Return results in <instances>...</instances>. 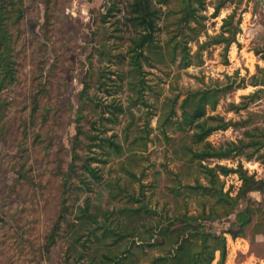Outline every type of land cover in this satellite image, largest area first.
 <instances>
[{
	"label": "rangeland",
	"instance_id": "374dc122",
	"mask_svg": "<svg viewBox=\"0 0 264 264\" xmlns=\"http://www.w3.org/2000/svg\"><path fill=\"white\" fill-rule=\"evenodd\" d=\"M12 1L5 27L16 80L0 90V264H99L104 255L118 262L129 242L140 240L136 236L151 240L153 232L157 241L152 228L158 222L168 224L174 214L196 215L203 197L188 186L210 183L200 161L189 160L190 151L202 145L192 137L194 121L182 122L201 92H211L208 99L216 100L213 107L206 103L204 117L220 119L208 123L225 125L211 131L207 141L214 146L239 138L253 143L244 153L201 163H219L264 180V63L253 53L264 43V0H223L216 16L214 6L221 0H204L186 24L178 20L179 0H153L159 18L153 47L145 49L149 57L142 60L143 82L136 81L128 63L133 33L124 19L125 0H117L110 14H105L106 0ZM232 11L236 16L227 26L223 19ZM233 29L235 41L225 49L220 37L231 36ZM184 44L191 56L186 67L178 62ZM89 69L105 71L102 79L111 94L97 88L94 78L88 94L121 105L115 123L101 119L94 101L80 96ZM185 96L192 101L182 108ZM103 125L122 150L105 162L90 160L96 178L81 168L80 159H72V146L83 155L86 133L97 143L100 135L93 127L101 131ZM88 147L90 155L104 157L97 147ZM72 162L77 165L71 169ZM238 172L219 175L222 192L236 195L242 183ZM263 199L256 190L239 197L237 207L250 203L255 212L243 237L226 233L224 264H264ZM134 207L141 209L131 219L125 212ZM229 219L233 214L210 225L220 232ZM52 228L56 234L45 250ZM169 240L145 246V254L137 253L139 261L129 264H149L171 249Z\"/></svg>",
	"mask_w": 264,
	"mask_h": 264
},
{
	"label": "trees",
	"instance_id": "16d2710c",
	"mask_svg": "<svg viewBox=\"0 0 264 264\" xmlns=\"http://www.w3.org/2000/svg\"><path fill=\"white\" fill-rule=\"evenodd\" d=\"M107 9L105 14H110L114 11L116 7L117 0H106ZM166 1V0H162ZM179 9L182 12V16L179 17L185 24L192 18H196V13L198 8L204 6V0H179ZM126 2V14L124 19L131 27V32L133 35L130 37V46L127 48L129 53L128 63L133 66L135 74L138 76L136 81L143 82L142 74V60L148 59V55L145 53L146 48H151L152 43L154 42V32L157 29V19L159 18V8L154 5L153 0H125ZM13 5V1L10 0L8 3L0 4V90L11 85L12 82L16 80V68L15 60L13 53V45L11 42V35L5 27V18L11 12L10 7ZM225 5L223 0L218 1L214 6L213 16H216L219 9ZM106 15H103L104 19ZM235 12L232 11L227 17L223 19L226 21L227 26H230L231 20L235 17ZM238 24L240 19L236 21ZM229 30V27L227 29ZM231 36H222L220 39L224 40L225 49L228 48L229 44L232 41H235L233 29L232 32H229ZM220 41V40H216ZM179 42L175 40L173 42L172 51L175 52L176 43ZM255 54H258L260 58L264 59V43L253 49ZM98 52L102 51L101 49L97 50ZM181 60H178L179 63H182L183 67L188 66L191 63V56L189 54V48L186 44L183 45L181 50ZM172 57L173 54L171 53ZM264 71V69H261ZM105 71L98 69V71L89 69L86 70L84 77L82 79L83 87L80 91V96L83 98H88L92 100L93 105L97 107V114L101 119L108 121L109 123H115L118 120L117 113L123 112V109L119 103L114 104L113 100L110 99L108 103L100 101V97L97 94L93 93L92 95L88 94V88L92 87L94 83H91L90 80L93 78L96 80L95 85L97 88H103V91L106 94L110 95V89L106 87L104 79ZM132 82L127 79L126 84H131ZM209 96H212L211 92H201L200 95L193 101L194 105L191 112H186V117L182 123L193 122V131L192 137L196 142H202L201 149L198 151H190L191 157L189 160H199V166L207 176V181L209 185L199 183L198 181L189 185L188 188L190 192L198 193L203 200L199 202L200 210L196 215H173L174 221L167 223L158 222L155 227L153 226L152 230L155 231V234H158L157 241H152V234L150 233V239L143 240L142 238L136 236L140 240L134 241L133 239L129 242V245L125 247L124 250L120 252L118 256L119 264H129L133 261L137 263L139 257L137 253L145 254V246L154 247L158 244H164L168 239L171 243L170 250L165 254L154 256L149 264H211L215 258V252H218V258L216 259L215 264H224L226 258V238L225 235L228 233L232 238L243 237L245 227H247L252 222V217L255 212V207H252L250 203L243 207H237L239 202V197L244 196L249 191H259L264 193V180L255 179L253 175H247L245 172H238V169L232 167H226L219 163H216L213 166L209 164L201 163L202 160L212 158V157H229L245 152L248 145L251 143L250 139L239 138L236 141H226L221 143L218 146L212 145L209 141L206 140V137L211 131L217 129H223L225 125L218 123H208V119L218 120L219 117H204L206 103L209 102L210 106L213 107L216 104L215 99H208ZM192 97L185 96L182 101V108L190 101ZM4 103H0L1 107H4ZM103 106H111L110 109H104ZM0 111V122L2 121ZM108 113V116L103 114ZM80 114V113H79ZM77 126H80L78 120H75ZM92 122H90L91 126ZM2 124H0L1 129ZM181 126V122L179 123ZM99 131V142L92 143L90 142V131L86 133V138L83 140V148L85 151L83 155H79L76 149L72 146V159L76 160L77 158L81 160V168L90 173L92 176L98 178L99 176L95 174L94 167L90 165V160H95L97 162H105L107 158H110L111 155L121 153L122 146L118 141L114 140V134L106 135V131L109 130L108 125H103L101 131L96 127L93 129ZM80 132L79 127H77V132L74 138L75 143L79 142L77 135ZM264 136V129H261ZM96 137L98 136L95 134ZM248 135H250L248 133ZM246 135V136H248ZM260 144L263 145L264 139H261ZM73 141V143H74ZM257 142V141H254ZM253 144V143H251ZM258 145L260 147L261 145ZM95 146L103 153L104 157H97L95 155H90L88 153L89 147ZM77 165L76 162L70 164L71 169ZM70 169V170H71ZM231 172H238L239 178L242 180L241 186L239 187L236 195L232 196L227 192H222L221 182L219 175H226ZM64 193L68 190L69 185L65 181ZM210 199L211 201L207 200ZM264 200V199H263ZM249 202V201H248ZM260 207L264 210V205L259 204ZM145 208L146 206H142ZM147 208V207H146ZM141 207H134L128 209L126 216L134 219L140 212ZM149 210V209H148ZM147 211V210H146ZM233 214V219H229V227L227 229H222L220 232L215 231L210 223L213 221H219L223 218L229 217ZM87 218H91L89 213H86ZM131 222V221H130ZM132 223V222H131ZM56 234L55 228H52L50 233L45 238L44 249L48 250L50 241L53 240ZM134 237V233H131ZM154 235V234H153ZM123 255V256H122ZM133 256V257H132ZM103 257V255H102ZM132 258V259H131ZM112 260V263L109 262ZM117 260L113 262V258H110L108 255H104V258L100 260L99 264H118ZM133 263V264H134Z\"/></svg>",
	"mask_w": 264,
	"mask_h": 264
},
{
	"label": "crops",
	"instance_id": "0c3cea01",
	"mask_svg": "<svg viewBox=\"0 0 264 264\" xmlns=\"http://www.w3.org/2000/svg\"><path fill=\"white\" fill-rule=\"evenodd\" d=\"M240 23V22H239ZM234 46V45H233ZM232 46V47H233ZM234 48V47H233ZM253 53L255 54L254 50H253ZM255 55H258V54H255ZM259 59L264 63V59L260 58V56L258 55ZM215 259L213 260V262L211 264H215Z\"/></svg>",
	"mask_w": 264,
	"mask_h": 264
},
{
	"label": "bare ground",
	"instance_id": "6f19581e",
	"mask_svg": "<svg viewBox=\"0 0 264 264\" xmlns=\"http://www.w3.org/2000/svg\"><path fill=\"white\" fill-rule=\"evenodd\" d=\"M232 53H234V50L231 51ZM229 243V242H228Z\"/></svg>",
	"mask_w": 264,
	"mask_h": 264
}]
</instances>
